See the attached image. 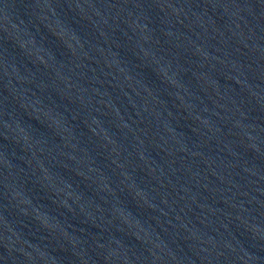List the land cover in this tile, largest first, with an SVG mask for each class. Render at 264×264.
Returning a JSON list of instances; mask_svg holds the SVG:
<instances>
[{"label": "water", "instance_id": "95a60500", "mask_svg": "<svg viewBox=\"0 0 264 264\" xmlns=\"http://www.w3.org/2000/svg\"><path fill=\"white\" fill-rule=\"evenodd\" d=\"M0 66L197 264H264V0H0Z\"/></svg>", "mask_w": 264, "mask_h": 264}]
</instances>
